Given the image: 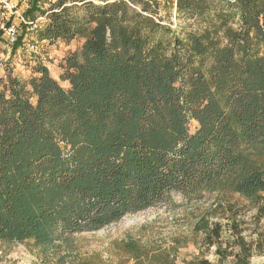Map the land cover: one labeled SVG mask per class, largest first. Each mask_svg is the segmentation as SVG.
Returning a JSON list of instances; mask_svg holds the SVG:
<instances>
[{
  "label": "trees",
  "instance_id": "obj_1",
  "mask_svg": "<svg viewBox=\"0 0 264 264\" xmlns=\"http://www.w3.org/2000/svg\"><path fill=\"white\" fill-rule=\"evenodd\" d=\"M174 3L190 30L163 20ZM41 17V41L81 46L59 64L68 88L40 60L27 80L4 63L0 243L50 251L127 215L212 195L218 206L245 200L260 222L264 0H31L23 18ZM238 215L226 245L221 223L201 216L194 226L220 263L264 255V235L247 241ZM118 245L133 264H177L161 245ZM205 254L184 264H213Z\"/></svg>",
  "mask_w": 264,
  "mask_h": 264
},
{
  "label": "rangeland",
  "instance_id": "obj_2",
  "mask_svg": "<svg viewBox=\"0 0 264 264\" xmlns=\"http://www.w3.org/2000/svg\"><path fill=\"white\" fill-rule=\"evenodd\" d=\"M14 8L0 12V26L3 23H12L17 26L22 36L19 47L6 46L5 37L2 43L5 46L3 55L5 62H9L13 74L22 80H27L32 74V66L37 60L42 61L49 69L51 75L64 87L68 83L60 80L61 69L59 64L64 56L76 51L81 43L74 41L70 45L59 42L50 45L39 39L37 33L30 34L26 31L22 19L25 10L29 7L31 0H9ZM54 1V0H51ZM175 2V0H174ZM176 4L171 9L170 17L162 12L163 20L172 23L173 28L190 30V20L179 19L175 16ZM162 10V9H161ZM46 21H39V30ZM177 26V27H176ZM32 41H37L38 50L27 54L25 46ZM16 48V49H15ZM4 71L0 68V75ZM177 202H182L178 196L174 197ZM218 206L220 201L217 196H207L200 203L190 204L178 209H171L160 205L156 208L127 215L121 221L111 224L96 232H84L73 235L67 243H61L58 248L45 251L36 248L32 242L24 243H0V264H133L128 256L119 248V243L130 238L138 239L148 247L163 246L167 248L172 257L176 255V263L184 264L185 261L195 256L207 253L206 259L213 264H229L231 258L225 263L219 262L216 254L217 246H213L209 252L203 245L202 234L194 232V226L201 216H207L212 222L223 225L222 242L232 241L231 222L234 212L239 215L235 221L240 224L243 236L247 241L257 240L260 234L264 235V217L257 222L256 211L252 210L248 203L238 197ZM236 207L231 209V205ZM211 214V215H209ZM181 238V239H180ZM181 240L184 247L173 252L172 246L175 240ZM251 264H264V255H255Z\"/></svg>",
  "mask_w": 264,
  "mask_h": 264
},
{
  "label": "built area",
  "instance_id": "obj_3",
  "mask_svg": "<svg viewBox=\"0 0 264 264\" xmlns=\"http://www.w3.org/2000/svg\"><path fill=\"white\" fill-rule=\"evenodd\" d=\"M13 8L14 6L10 5L9 0H0V9H3L6 12H8V10L13 9ZM174 14L175 16L177 15L176 9H175ZM39 21H47V20L44 17L38 18L35 21H27L24 18L22 19V22L27 26V32L30 34H34L39 30L40 28ZM1 31H2V34H0V68L3 69L4 63H5V56L3 55V49L5 48V46L2 43V39L3 37H5L4 41L6 42L5 43L6 46L13 48L17 43V40L20 36V32L17 26L12 23L11 24L3 23L0 26V32ZM37 50H38L37 41L29 42L25 46V52L27 54L35 53L37 52Z\"/></svg>",
  "mask_w": 264,
  "mask_h": 264
}]
</instances>
